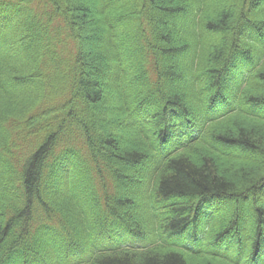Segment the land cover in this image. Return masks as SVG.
Segmentation results:
<instances>
[{"label":"trees","instance_id":"obj_1","mask_svg":"<svg viewBox=\"0 0 264 264\" xmlns=\"http://www.w3.org/2000/svg\"><path fill=\"white\" fill-rule=\"evenodd\" d=\"M0 264H264V0H0Z\"/></svg>","mask_w":264,"mask_h":264},{"label":"rangeland","instance_id":"obj_2","mask_svg":"<svg viewBox=\"0 0 264 264\" xmlns=\"http://www.w3.org/2000/svg\"><path fill=\"white\" fill-rule=\"evenodd\" d=\"M91 16H94L93 12L90 11L89 12ZM115 95H107L106 96V103L101 107V116H106V114H108V110L110 108H113V106L116 105V100H115ZM132 242L134 245L136 246H144L146 245L147 242L143 241V240H140V239H132ZM111 243V242H108V241H105V242H101L99 241L97 244H94V250H99L101 248H104V246H108V244ZM86 255V254H85Z\"/></svg>","mask_w":264,"mask_h":264}]
</instances>
